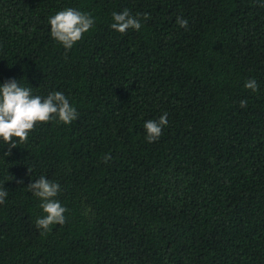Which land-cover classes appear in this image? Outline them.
I'll use <instances>...</instances> for the list:
<instances>
[{"label": "trees", "instance_id": "16d2710c", "mask_svg": "<svg viewBox=\"0 0 264 264\" xmlns=\"http://www.w3.org/2000/svg\"><path fill=\"white\" fill-rule=\"evenodd\" d=\"M262 2L0 0V85L61 91L78 112L9 156L0 139V264H264ZM68 7L95 21L70 50L49 23ZM125 9L149 16L139 31L111 28ZM41 177L68 209L48 232L27 188Z\"/></svg>", "mask_w": 264, "mask_h": 264}, {"label": "clouds", "instance_id": "9594fccd", "mask_svg": "<svg viewBox=\"0 0 264 264\" xmlns=\"http://www.w3.org/2000/svg\"><path fill=\"white\" fill-rule=\"evenodd\" d=\"M260 6L264 7V2ZM112 17L114 22L111 28L122 34L129 29L139 31L142 27L141 19L145 21L149 19L147 14L133 15L129 9L121 13L114 12ZM49 23L51 37L61 43L65 49L70 50L74 44L82 40L85 33L92 29L95 21L90 13L68 7L49 17ZM188 23L187 19L177 17V24L180 27L187 29ZM245 88L257 92L259 85L253 78L245 82ZM240 106L245 108L247 101L241 100ZM57 118L64 124H71L78 118L77 109L70 104L63 92L54 91L47 97L33 95L31 88L22 86L15 79L0 85V139L8 144L6 156L11 155V149L18 147L17 141L25 143L28 140L37 124L48 123ZM167 125V113H164L158 121H146L144 124L146 140L149 143L158 141ZM110 158V154L105 155V163ZM27 188L42 201L40 207L45 215L36 220L38 229L48 232L51 231L52 225L66 223L65 213L68 209L57 199L61 191L59 183L41 177L29 184ZM7 195L8 191L0 188V204L5 202Z\"/></svg>", "mask_w": 264, "mask_h": 264}]
</instances>
